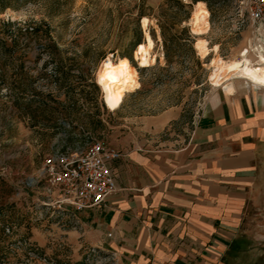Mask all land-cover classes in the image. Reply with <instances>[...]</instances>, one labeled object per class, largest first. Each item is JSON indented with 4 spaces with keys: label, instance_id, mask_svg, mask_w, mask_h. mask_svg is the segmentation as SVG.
Masks as SVG:
<instances>
[{
    "label": "rangeland",
    "instance_id": "obj_1",
    "mask_svg": "<svg viewBox=\"0 0 264 264\" xmlns=\"http://www.w3.org/2000/svg\"><path fill=\"white\" fill-rule=\"evenodd\" d=\"M166 1L9 0L11 7L0 10V264H116L86 242L76 215L57 207L39 177L44 157L97 142L123 145L138 137L146 118L169 108L181 109L182 117L168 138L183 141L216 91L211 61H239L248 51L256 64L264 54L248 16L251 0L203 2L208 27L198 36L195 4L173 0L192 4L181 11L172 4L171 12L185 18L191 11L178 29L186 28L194 43L172 46L168 63L156 20ZM140 9L150 14L146 31L154 42L156 61L148 68L134 57L135 44L144 42ZM199 39L217 47L214 54L200 57ZM123 56L130 57L139 89L112 111L96 78L106 59ZM225 264H264V166Z\"/></svg>",
    "mask_w": 264,
    "mask_h": 264
},
{
    "label": "crops",
    "instance_id": "obj_2",
    "mask_svg": "<svg viewBox=\"0 0 264 264\" xmlns=\"http://www.w3.org/2000/svg\"><path fill=\"white\" fill-rule=\"evenodd\" d=\"M215 88L183 141L168 138L182 117L169 108L109 146L121 153L117 192L104 208L72 213L116 264H225L264 166V88L234 78Z\"/></svg>",
    "mask_w": 264,
    "mask_h": 264
},
{
    "label": "built area",
    "instance_id": "obj_3",
    "mask_svg": "<svg viewBox=\"0 0 264 264\" xmlns=\"http://www.w3.org/2000/svg\"><path fill=\"white\" fill-rule=\"evenodd\" d=\"M250 22L264 45V0H251ZM121 153L102 143H93L81 150H62L44 157L39 171L49 193H56L57 207L65 212L101 209L116 192L111 163Z\"/></svg>",
    "mask_w": 264,
    "mask_h": 264
},
{
    "label": "bare ground",
    "instance_id": "obj_4",
    "mask_svg": "<svg viewBox=\"0 0 264 264\" xmlns=\"http://www.w3.org/2000/svg\"><path fill=\"white\" fill-rule=\"evenodd\" d=\"M209 12L205 8L203 2H197L192 12V32L194 35H203L207 32ZM141 27L144 30V42L137 45L134 51L135 60L140 68H148L152 66L156 57L151 55L154 48V42L149 33L146 31L149 20L141 19ZM195 49L200 57L205 58L209 55L210 48L203 39L197 40L194 44ZM217 47L214 48V51ZM262 49V46H261ZM217 51V50H216ZM248 51L240 55L242 60L224 62L221 59L211 61L213 65L212 73L209 77L212 85L220 87L222 81L230 78L245 80L254 85L264 88V54L258 53V61L256 64L248 59ZM137 72L131 66L126 58H120L117 62H113L110 58L106 59L97 74V84L102 91L109 110L118 109L123 103L127 93L134 92L139 89L137 81Z\"/></svg>",
    "mask_w": 264,
    "mask_h": 264
},
{
    "label": "trees",
    "instance_id": "obj_5",
    "mask_svg": "<svg viewBox=\"0 0 264 264\" xmlns=\"http://www.w3.org/2000/svg\"><path fill=\"white\" fill-rule=\"evenodd\" d=\"M192 4H196L197 2H205L209 4V0H192ZM172 4H175L178 6V9L181 11L185 8H190L191 5H184L181 2L173 1V0H167L164 2V4L160 5L156 14V20H157V26L160 30V36L163 44V50L165 54L166 61L170 62V52L171 47L177 45L182 41L184 44L192 45L194 42L193 38L189 35L188 30L186 28L178 29L182 26V24L189 20L191 11H186V17H182L179 12L178 13H172L171 7ZM10 2L9 0H0V10L5 11L6 9L10 8ZM150 14H146L143 9H140V12L138 14L139 18H147V16ZM32 32L37 33V29H32ZM141 44L138 42L135 44V48L137 45ZM122 58H126L130 61V57L123 56Z\"/></svg>",
    "mask_w": 264,
    "mask_h": 264
}]
</instances>
